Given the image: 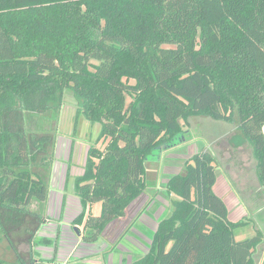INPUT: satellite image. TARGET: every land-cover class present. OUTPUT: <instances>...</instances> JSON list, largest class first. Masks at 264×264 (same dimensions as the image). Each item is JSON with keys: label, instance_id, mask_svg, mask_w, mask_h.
<instances>
[{"label": "trees", "instance_id": "obj_1", "mask_svg": "<svg viewBox=\"0 0 264 264\" xmlns=\"http://www.w3.org/2000/svg\"><path fill=\"white\" fill-rule=\"evenodd\" d=\"M67 90L76 126L100 125L83 172L65 184L80 201L73 225L84 243L126 218L148 189L147 162L192 118L237 122L264 190V0H0V118L59 112ZM35 161L25 132L0 128V210L42 219L29 208L48 199ZM218 168L204 151L168 180L173 211L128 264H256L264 235L236 240L249 223L217 194ZM9 243L15 260L0 264H56L35 250L50 239H33L29 261Z\"/></svg>", "mask_w": 264, "mask_h": 264}, {"label": "rangeland", "instance_id": "obj_2", "mask_svg": "<svg viewBox=\"0 0 264 264\" xmlns=\"http://www.w3.org/2000/svg\"><path fill=\"white\" fill-rule=\"evenodd\" d=\"M76 108V101L71 92L67 90L63 106L59 112L40 115L18 111L5 114L2 119L0 118V128L7 129L9 126L15 125L19 130L26 133L30 148L35 153L36 159L31 170L41 176L48 186L52 185L53 189L51 190H55V195H52H57L58 199V204H56L51 195L46 201L47 203L37 201L31 203L30 210L42 214V219H39V216H20L15 212L0 210L1 221L8 239L27 261L31 257L33 239L40 238L38 237L40 225L46 224V221L50 219L49 217L52 220L58 218L64 209L62 206L64 200L69 199L65 220L67 218L73 220V217L77 218L82 212L80 201L72 195V187L68 192L66 190L61 191L58 188L59 186H56V182H62L63 184L66 182L65 177L69 167L71 177L83 172L87 151L91 144H95L100 132V125H92L85 118L80 119L76 126ZM237 125V122L236 124H229L217 122L207 117L192 118L189 125L184 126L183 134L177 141H174L170 146H162L154 152L147 162L148 189L139 199L141 201L153 198L154 201L151 215L149 214L146 218L150 224H147L150 226L156 225V221L159 223L160 219L167 218L173 211L172 200L175 197L164 192L162 185L172 176L182 173L186 162L195 154L209 151L216 157L217 166L219 167L217 194L223 197L228 204H231V215L234 220H244L249 223L246 227L235 232L236 240L242 241L251 238L256 235L258 230L264 231V206L259 203L261 200L258 199V197H264V190L259 185L256 176V160L253 157L252 149ZM99 147H102V145H99ZM101 210L100 203L93 207L95 214H101ZM132 210L130 207L126 218L121 220L122 224L118 230L110 233V240L114 241V244H111L114 250L118 246L117 244L120 243L119 234L122 235L121 229L127 231L130 222L137 220V218H139L140 223L138 221L134 222L135 229L142 231L149 238L154 235L153 229L149 226L146 228L142 224L139 217L142 212L139 214L137 210ZM16 215L19 223L15 219ZM129 217L131 218L129 219ZM143 221L147 222L145 219ZM68 224L70 227L71 223ZM113 224L109 227L111 228ZM74 227L81 234L83 227L75 225ZM116 227L117 225L113 226L112 229ZM58 230L56 231L55 228L52 230L47 229L46 234L56 236ZM62 230L64 233L67 231L66 229ZM133 233L135 234V232ZM134 234L130 233V237L136 238ZM9 240L0 239V258L7 262H13L15 254L11 249ZM106 240L108 242L105 241L104 245L110 242V240ZM129 243L127 241L125 244ZM110 253L112 262L116 263V260L118 261L120 258V254L113 250ZM256 259L258 263V254ZM102 262L105 261L102 260Z\"/></svg>", "mask_w": 264, "mask_h": 264}, {"label": "crops", "instance_id": "obj_3", "mask_svg": "<svg viewBox=\"0 0 264 264\" xmlns=\"http://www.w3.org/2000/svg\"><path fill=\"white\" fill-rule=\"evenodd\" d=\"M68 172L70 173V167H69L66 174H68ZM65 178L67 179V175ZM66 179H65V181H66ZM61 181H62V179H61ZM167 182L164 185H162L164 192H166L165 186H166ZM56 183H57L56 186H59L58 188L61 191L66 190L69 192L71 187H72L71 189L73 190V182H70L68 184L67 189L65 188L66 182L64 184L62 182L61 183L56 182ZM63 185H64V187H63ZM56 186L54 185V188ZM51 189H53V187L50 184V186H48V199L51 197L52 194L55 195V190L52 191ZM54 195H52L51 198L56 204H58V199L56 197L57 195L56 196H54ZM72 195H74V190H73ZM258 199L261 200L259 203L264 206V197H258ZM64 201H63V203H64ZM68 201H69V199H67L65 201V204L63 207L64 209L61 211L58 218L52 220V218L49 217L51 220L48 219V221H46L47 223L40 226V229L38 230V233H39L38 237L47 238V239L54 241V244L51 247H39V248L35 249L36 252L40 255V257L42 259L47 260V261L53 260L56 262V264H116V263L117 264H128V263H131V262L141 258L142 256H144L149 251L153 237L149 238V236L145 235L142 231L140 232V231L136 230L134 225H132V227L130 229H128L127 231H123V229H121L122 235L119 234L120 235V238H119L120 243L117 244L118 246H116L115 250L113 249L111 244H114V241L110 240V236H111L110 233L118 230V228L122 224L121 220H123V219L118 220L113 224L114 227L117 225V227L114 228L115 230L112 229L113 226L111 228L108 227V229L105 232V234L103 235V237L97 243H95V244L84 243L81 236H80L81 234L77 231L76 227H74V225H73L76 217H73V220H68V218L65 220V213H66V210L68 209ZM138 201L131 206V209H133L132 211L137 210V213H139V214L142 212L139 216L142 224L146 228H147V226H149L151 229L154 230V233H155V231L158 227V221L155 220L157 222V224L150 226L149 225L150 223L146 219V218H148L149 214L151 215V208L153 207L152 205L154 202L153 198L150 200L146 199V200H141L139 202ZM62 206H63V204H62ZM95 215L99 216L100 214L99 215L95 214ZM130 218L131 217H129V219ZM138 219L139 218H137L136 222L138 221ZM144 219L147 221L146 223L143 221ZM51 221H53V222L51 223ZM65 221H67V222H65ZM160 221H161V219L159 220V222ZM68 223H71L70 227H73V228L70 229ZM147 223H149V224H147ZM52 226H54V227H52ZM51 228L52 229L55 228L56 231L59 228L58 234L56 232V236H51V235L46 234L47 233L46 230L47 229L52 230ZM62 229H66L67 230L66 233H64ZM258 231H261L264 235V231H262V230H258ZM123 232H125V233L123 234ZM133 232H135V234ZM130 233L136 235V238L130 237ZM106 239L110 240V242H111V243L110 242L107 243L108 246L103 244L105 241H107ZM127 241L130 243L125 244V243H127ZM102 244H103V246H102ZM112 249L114 252L117 251V253L120 254V258L118 261L116 260V263H113L111 258H110V255H111L110 252H112ZM257 254H258V263H257V259H256ZM102 260H104L105 262H102ZM255 261H256V264H264V239L262 241V244L257 249V252L255 254Z\"/></svg>", "mask_w": 264, "mask_h": 264}]
</instances>
